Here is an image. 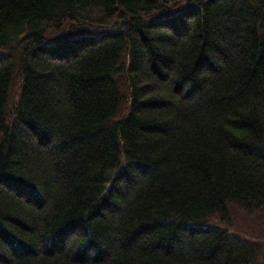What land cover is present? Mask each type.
Returning a JSON list of instances; mask_svg holds the SVG:
<instances>
[{
  "label": "trees",
  "instance_id": "1",
  "mask_svg": "<svg viewBox=\"0 0 264 264\" xmlns=\"http://www.w3.org/2000/svg\"><path fill=\"white\" fill-rule=\"evenodd\" d=\"M0 264H264V0H0Z\"/></svg>",
  "mask_w": 264,
  "mask_h": 264
}]
</instances>
